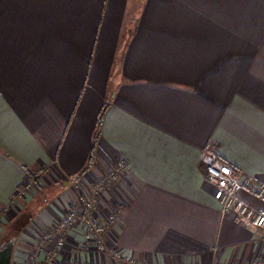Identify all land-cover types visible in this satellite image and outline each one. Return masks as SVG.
Returning <instances> with one entry per match:
<instances>
[{
	"label": "crops",
	"instance_id": "0c3cea01",
	"mask_svg": "<svg viewBox=\"0 0 264 264\" xmlns=\"http://www.w3.org/2000/svg\"><path fill=\"white\" fill-rule=\"evenodd\" d=\"M132 1L0 0V245L28 213L12 259L25 264L124 160L129 170L92 212L109 249L144 264L264 259V230L223 213L203 177L219 161L239 183L264 184V56L233 46L228 24L211 19L230 15L215 8L228 1L252 5L239 17H264L254 10L264 0H144L136 14ZM65 238L57 264L113 262L82 219ZM52 250L38 252L41 264Z\"/></svg>",
	"mask_w": 264,
	"mask_h": 264
},
{
	"label": "built area",
	"instance_id": "2783aa9c",
	"mask_svg": "<svg viewBox=\"0 0 264 264\" xmlns=\"http://www.w3.org/2000/svg\"><path fill=\"white\" fill-rule=\"evenodd\" d=\"M128 170L129 164L121 160L113 168H110L107 173L96 178L90 184L89 194L84 195L82 209L71 210L54 226V229L40 236L35 251L28 254L25 264H41L37 254L50 244H53V250L47 255L48 263L57 264L54 258L55 255L61 252L65 247V236L67 231L80 219L84 221L89 233L96 237L98 250L110 256L113 261L111 264H144L129 254L109 249L102 241L103 225L92 215L93 210L96 209L99 204L103 190L112 186L121 176L127 173ZM203 177L214 187V198L220 203L223 213L233 212L252 225L264 230V205L256 208L239 196V192L244 190L264 201V184L257 182L253 178L248 179L243 184L239 183L232 168L219 161L207 164L203 172ZM121 213L122 208H119L111 217L109 224ZM73 264L99 263L89 261L86 263ZM249 264H264V259L254 260Z\"/></svg>",
	"mask_w": 264,
	"mask_h": 264
},
{
	"label": "rangeland",
	"instance_id": "374dc122",
	"mask_svg": "<svg viewBox=\"0 0 264 264\" xmlns=\"http://www.w3.org/2000/svg\"><path fill=\"white\" fill-rule=\"evenodd\" d=\"M144 0H133L131 4H128V9H134L135 8V14L139 11V7L142 4ZM145 3V2H144ZM224 3V2H222ZM225 6L223 4L219 6H215V8L220 11L222 8H227V17L222 16V17H217V18H211L212 20H215L218 25L220 24H228V37L230 38L231 44L234 46L235 44L238 46L240 45H250L254 46V48L251 50L252 51V56H264V17L262 16H256V17H239V8H240V13H246L249 12L247 10H250V12H254L252 10V5L246 2H241V5L239 7V1H228L226 2ZM219 4V3H218ZM244 8V9H243ZM264 9V2L263 1H258L254 3V10H258L260 12L261 10ZM256 13V12H255ZM139 14V13H138ZM137 14V15H138ZM215 16V15H214ZM137 18L134 17L131 20V23L134 24L135 19ZM226 20V22H225ZM225 22V23H224ZM243 28V29H242ZM249 30V31H248ZM239 51V50H237ZM239 55V54H238ZM113 85V83H112ZM100 116L98 117L99 120ZM24 192H22L19 197L16 199L17 201L21 200V202H18V207L20 210L24 207V202L25 198L23 196ZM25 195V194H24ZM26 212V211H25ZM28 213H25L22 215L21 220L9 224L8 231L4 235V239H9L11 238L14 230L18 227L20 224V221H23L27 218ZM2 240V243H3Z\"/></svg>",
	"mask_w": 264,
	"mask_h": 264
},
{
	"label": "trees",
	"instance_id": "16d2710c",
	"mask_svg": "<svg viewBox=\"0 0 264 264\" xmlns=\"http://www.w3.org/2000/svg\"><path fill=\"white\" fill-rule=\"evenodd\" d=\"M121 64H122V62H121V60L119 59V61L117 62V66H118V67H117V71L113 74V76H112V80H114L116 74H117L118 71L120 70V68H121ZM106 107H107V104H105V106L103 107V110H104ZM103 110H102L101 113H100V118H99V120H98L97 128H96V130H95V137H96V138L98 137V135H99V133H100V130H101V120H102V114H103V112H104ZM93 153H94V146H93L92 151H91V156H90V160H89L88 166H87V168H85V170L82 171V173H84V172L88 169V167L92 164V161H93V158H94V154H93ZM21 218H22V217H20L17 221L21 220ZM17 221H16V222H17ZM28 221H29V218H28V217H27L25 220L20 221V224H19L18 227L14 230V232H13L11 238H12L13 236H17L18 233L21 231V229H22L23 227L26 226V224H27ZM11 238H9V239H11ZM9 239H4L3 242L8 241Z\"/></svg>",
	"mask_w": 264,
	"mask_h": 264
},
{
	"label": "water",
	"instance_id": "95a60500",
	"mask_svg": "<svg viewBox=\"0 0 264 264\" xmlns=\"http://www.w3.org/2000/svg\"><path fill=\"white\" fill-rule=\"evenodd\" d=\"M15 243L16 237L13 236L0 245V264H12Z\"/></svg>",
	"mask_w": 264,
	"mask_h": 264
}]
</instances>
